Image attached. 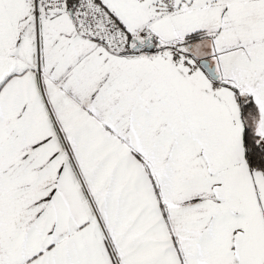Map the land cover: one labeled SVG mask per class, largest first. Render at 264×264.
Instances as JSON below:
<instances>
[{"label":"snow or ice","instance_id":"1","mask_svg":"<svg viewBox=\"0 0 264 264\" xmlns=\"http://www.w3.org/2000/svg\"><path fill=\"white\" fill-rule=\"evenodd\" d=\"M0 264H264V0H0Z\"/></svg>","mask_w":264,"mask_h":264}]
</instances>
